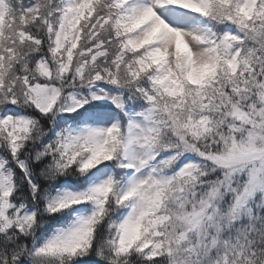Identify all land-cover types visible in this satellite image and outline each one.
<instances>
[{"label":"clouds","instance_id":"clouds-1","mask_svg":"<svg viewBox=\"0 0 264 264\" xmlns=\"http://www.w3.org/2000/svg\"><path fill=\"white\" fill-rule=\"evenodd\" d=\"M245 3L254 11L242 26L237 13ZM127 7L124 0H0V152L8 151L11 132L27 149L25 160L38 151L57 159L66 149L78 153L65 175L90 176L86 190L76 194L89 208L74 216L91 219L84 229L94 230L104 264H153L146 261L152 251L159 264H264V0H209L207 16L179 30L154 15L134 24L124 15ZM233 29L238 39L221 44ZM177 31L183 52L177 51ZM157 52L161 58L152 64ZM144 63L150 67L141 71ZM205 63L214 71L192 83L188 75L199 80ZM169 70L179 84H158ZM181 86L176 95L164 91ZM93 93L139 102L136 127L129 129V116L119 109L111 121L107 109L75 122L61 119L92 103ZM148 109L152 115L145 120L139 113ZM114 124L111 135H97L87 148L63 143L85 125ZM100 145L105 152L81 169ZM105 161L109 166L97 169ZM42 179L57 186L60 177ZM54 194L46 187L43 203L33 199L39 205L33 212L42 217L33 234L49 223ZM4 212L8 227L18 215H30L26 200ZM137 225L136 245L145 249L116 256L123 226ZM0 231L6 241L15 238Z\"/></svg>","mask_w":264,"mask_h":264},{"label":"snow or ice","instance_id":"snow-or-ice-1","mask_svg":"<svg viewBox=\"0 0 264 264\" xmlns=\"http://www.w3.org/2000/svg\"><path fill=\"white\" fill-rule=\"evenodd\" d=\"M27 2L28 0H26ZM124 3L128 5L124 15L129 16L134 24L143 23L154 15L161 17L176 30L194 24L197 17L207 16L209 11V0H168L167 3L158 6H153L150 3L140 4L139 0H124ZM253 11V8L247 3L240 5L237 22L242 26H246V20L253 16ZM227 19L231 20L232 17L229 16ZM225 27H228V25H225ZM204 32L212 35L211 30L207 27L204 28ZM232 39H238L234 29L224 33L221 44L226 46ZM177 51H185L183 37L179 34V31H177ZM160 58L158 52L153 53L152 64H156ZM149 67V64L144 63L141 71L147 70ZM201 67L202 72L199 80H194L191 74L188 75L187 78L192 83H198L214 71V65L209 66L205 63ZM169 79L172 80V83L179 84L172 70L159 76L156 82L163 84L165 80ZM115 83L116 81H113V84ZM105 87L108 86L105 85ZM181 90L182 86L180 89L164 88L168 95H176ZM108 91L115 93V88H109ZM137 91L145 94L148 102L153 101L154 98L150 94L144 93L140 89ZM138 106L139 102L136 104L125 103V99L118 94L99 95L93 93L92 103H84L83 106L77 107L73 113H65L61 119L75 122L86 112L107 109L111 115L107 116L106 120L111 121L116 115H119L117 111L119 109L129 116L128 127L131 130L137 125L134 119V109ZM11 107L9 105L10 109ZM139 115L145 120H149L152 109L142 111ZM116 127L117 125L114 124L107 129H101L85 125L79 131L70 134L63 143L68 144L71 141L73 144H79L87 148L94 137L102 133L111 135ZM146 131H151V129ZM9 136L8 151L6 153L0 152V157H7L9 161H12L9 166L5 164L3 159H0V229L14 232L16 235L14 239L6 241L3 232L0 231V264H50L52 261H55L56 264H104L103 260L97 258V247L93 239L95 236L94 230L91 228L84 229L85 224L92 222L91 219L74 216V213L79 212L81 209L87 210L89 208V201L79 198L76 194L86 190L90 176L86 175L74 179L65 175L68 169L75 166L78 153L69 152L66 149L57 159L48 151H38L35 153L34 158L25 160L24 153L27 149L18 142L20 138L11 132H9ZM112 138L115 139L114 136ZM98 147L99 151L94 153L93 159L83 162L80 166L81 169L88 168L94 162L95 156L105 152L102 145ZM37 148H40V146L37 145ZM13 158L15 159L13 160ZM185 162L186 160L176 165L177 171ZM108 166V162L105 161L104 164L97 165V169ZM49 175L60 177L56 182L57 186L46 185L42 177ZM46 187H51V190L55 193L49 198L47 204L50 215L46 219L49 223L33 234V226L42 219L39 214L33 212V209L39 206L33 204V199L43 203L40 200V193L44 192ZM25 200L30 215H24L23 217L18 215L16 224L13 227H8L11 221L4 222L7 220L4 210L9 209L13 203L20 205ZM205 210L210 211V205ZM199 212L200 209L194 208L192 210L193 215H197ZM138 228V225L132 228L123 226L120 246L114 249L116 256L128 255L134 248L136 251L145 249V245H139L138 247L136 245V241L140 236ZM160 247V244L155 245L157 249ZM10 250L15 255L10 254ZM148 260L153 261V264H159L158 253L156 251L150 252L146 257V261ZM112 264H116V261H112Z\"/></svg>","mask_w":264,"mask_h":264}]
</instances>
